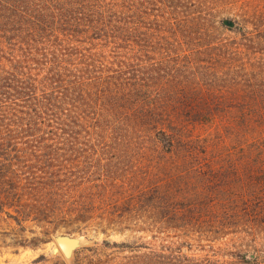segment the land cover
Returning <instances> with one entry per match:
<instances>
[{
    "label": "trees",
    "instance_id": "obj_1",
    "mask_svg": "<svg viewBox=\"0 0 264 264\" xmlns=\"http://www.w3.org/2000/svg\"><path fill=\"white\" fill-rule=\"evenodd\" d=\"M224 9L211 0H0V210L19 224L55 226L120 223L139 208L151 215L159 200L153 187L111 195L125 185L115 172L95 182L77 173L79 165L109 166L134 148L156 151V163L232 159L214 133L233 127L247 175L245 208L232 215L241 224L203 240L237 236V251L225 255L264 264V10L229 16L230 28ZM224 30L234 38L215 42ZM229 83L225 93L239 98L219 96ZM208 128L205 137L195 134ZM81 133L97 137L87 141L97 152L68 153ZM186 250L113 264H234Z\"/></svg>",
    "mask_w": 264,
    "mask_h": 264
},
{
    "label": "rangeland",
    "instance_id": "obj_2",
    "mask_svg": "<svg viewBox=\"0 0 264 264\" xmlns=\"http://www.w3.org/2000/svg\"><path fill=\"white\" fill-rule=\"evenodd\" d=\"M211 2L225 6L226 9L220 16H228L226 18L239 16L238 18L243 20L245 17L242 12L248 7L264 10V0H211ZM234 36L233 33L224 30L223 34H219L213 40L228 43ZM238 41L241 42L242 39ZM148 56L155 59L168 57L165 53ZM148 56L144 58L149 59ZM230 85L229 83L224 93L219 96L227 99L239 98L237 94L225 93L229 91ZM204 87L213 88L206 84ZM232 130L233 127L228 126L222 128L221 133L213 130L215 139L222 146L220 149L222 155L231 152L232 159L219 157L220 159L209 161L203 159L186 162L171 159L169 162L156 163L153 161L157 155L156 151L151 148H134L127 151L128 158L116 162L112 160L109 166L101 163L89 166L88 163L82 162L77 169V173L82 177H88V173H92L93 177L89 179L99 182L105 175L99 181L98 177L107 173L106 170H111L115 172L113 178L117 184L122 185V182H125L124 188H111V195L119 194L122 189L137 190L147 185L153 187V190L150 189L151 196L159 198L156 210L150 215L148 210L135 209L120 223L104 222L99 225L97 223L99 221H92L89 224L66 222L67 224L62 223L59 226L34 221L19 224L8 215L7 210H0V264H90L97 261L113 264L124 260L125 257L144 252L181 254V248H184V251L187 248L184 254L190 258L202 260L212 258L223 262L234 260L232 261L234 264H240L235 256L231 259L230 255H225L227 250L237 251L239 237L230 235L223 239H213L212 242L203 240L209 238L207 236L211 230L235 229L241 224L234 220L232 215L236 211L242 213L245 208L243 198L246 195L242 187L247 175L246 167L236 159L239 142L235 139L234 133L232 134ZM208 131L209 128L196 130L195 134L205 137ZM77 138L79 141L77 147H68V153L72 154L74 150H78L87 154L97 152L99 149L87 142L90 138H97L96 136L89 137L81 133ZM117 153L124 154L125 150L121 149ZM159 165L162 168H158ZM96 190H102V193L105 191L100 187H96ZM84 191L87 192V189ZM58 232H68L82 237L88 244L78 249L72 260H67L54 239ZM258 242L264 245V235ZM114 243L119 246L113 245ZM211 244L226 250H211L209 247Z\"/></svg>",
    "mask_w": 264,
    "mask_h": 264
},
{
    "label": "water",
    "instance_id": "obj_3",
    "mask_svg": "<svg viewBox=\"0 0 264 264\" xmlns=\"http://www.w3.org/2000/svg\"><path fill=\"white\" fill-rule=\"evenodd\" d=\"M223 23L230 28L236 27L235 22L228 18H225ZM54 239L67 260H72L75 252L88 244L82 237L68 232H58L54 235Z\"/></svg>",
    "mask_w": 264,
    "mask_h": 264
}]
</instances>
